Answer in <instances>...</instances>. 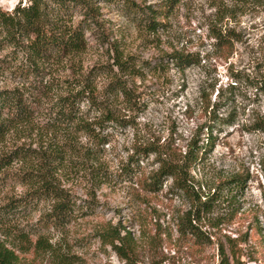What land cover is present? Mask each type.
I'll use <instances>...</instances> for the list:
<instances>
[{"label":"rangeland","instance_id":"1","mask_svg":"<svg viewBox=\"0 0 264 264\" xmlns=\"http://www.w3.org/2000/svg\"><path fill=\"white\" fill-rule=\"evenodd\" d=\"M28 1L0 0V6L11 11ZM136 1L156 23L132 18L112 2H100L104 29L87 32V49L75 58L74 75L80 77L94 65L113 64L118 48L123 60L134 66L126 72L115 66L127 80L134 101L111 91L110 74L94 78L96 107L102 108L91 110L85 102L82 109L90 110L87 116L93 118L110 105L118 120L103 131L108 142L98 158L85 157L91 146L86 136L69 134L75 137L81 156L64 162L60 177L82 207L63 229L45 230L46 237L58 252L70 256L72 264H125L99 237L110 223L122 225L124 234L133 233L138 264H223L226 260L264 264V130L258 128L264 92L246 79L236 83L232 78L264 75V0H180L169 8L163 4L168 0ZM219 22L238 33L229 55L211 36V27ZM177 54L196 62L179 65ZM62 66L66 68L62 75L73 74L72 62ZM229 83L238 88L228 96L231 99L222 100L217 115L232 122L213 124V104L206 99L210 95L214 103L217 89ZM39 107L34 120L14 130L0 149L66 141L64 129L47 131L46 105ZM210 135L214 144L191 169L196 187L205 192L203 201L211 200L198 220L204 234L198 240L178 231V217L190 206L182 192L172 190V180L158 192L142 189L139 181L159 168V151H186L196 142L207 144ZM149 143L158 152L136 165L131 157ZM23 165L19 162L12 169ZM129 166L133 171L125 170ZM237 177L243 186L232 182ZM28 189L15 183L0 189V205ZM48 205L45 201L35 210L16 213L7 226L0 227V241L19 254L17 264H53L54 256L34 245L38 218Z\"/></svg>","mask_w":264,"mask_h":264},{"label":"trees","instance_id":"2","mask_svg":"<svg viewBox=\"0 0 264 264\" xmlns=\"http://www.w3.org/2000/svg\"><path fill=\"white\" fill-rule=\"evenodd\" d=\"M179 1L168 0L163 4L169 8L174 7ZM100 2L117 4L132 18L157 22L156 19L147 16L145 8L136 0H30L24 5L19 2L11 11L0 6V82L13 83V86L0 85V145L5 144L8 136L13 134L14 130H18L20 125L34 120L40 104L46 105L44 109L47 112L45 117L47 131L53 132L60 128L66 131L67 136L66 141L61 144L59 141L55 144L40 142L37 147H33L21 143L0 149V189L13 183L29 187L25 193L11 196L5 204L0 205V227L7 226L6 221L16 213L35 210L42 202L49 201L50 205L38 218L35 230L38 236L34 245L38 249L50 252L55 259L53 264L72 262L69 255L56 250L44 231L63 229L74 220L79 208L82 207L73 193L63 187L60 177L63 163L73 156H81L75 137L73 140L69 134L86 136L91 146L87 148L85 157L93 155L94 158H98L103 152L104 144L108 142V137L103 131L107 129L108 124L118 120L110 105L104 107L105 112L93 118L87 116L90 110L85 112L82 109L85 102L91 104V110L102 108L96 107L94 78L100 74H110L111 91L121 93L131 102L134 101L127 80L118 75L115 68L117 66L121 72H126L133 70L134 66L129 60H123L118 48L113 64L94 65L84 76L74 75L75 58L87 49V32L104 29ZM219 24L211 27V36L229 55L239 40L238 33L232 27ZM176 59L182 66L196 62L194 58L184 54H177ZM65 61L72 62L73 68L69 69L73 70V74H61L66 70L62 66ZM232 78L236 83L246 79L250 85L264 92V75L259 78L235 74ZM236 83H229L225 88L217 89L214 103L210 95L207 97L208 105L213 104V124L232 122L219 117L217 110L223 99L224 101L231 99L228 96L235 93L238 88ZM258 128L264 130V115ZM214 141L215 138L210 135L207 144L200 145L196 142L186 151L181 149L159 151L156 156L160 163L159 168L150 175L143 176L139 181L142 189L158 192L165 181L172 180V190L182 192L188 198L190 206L184 216L178 217V231L183 236L196 237L198 240L204 237L198 220L201 219V212L205 213L209 209L211 200L209 198L203 201L205 192L202 186L196 187L191 169L202 161L203 152L209 151ZM141 148L131 157L136 165L150 154L158 152L151 143ZM19 162L24 165L12 169ZM82 163L83 166L87 164L86 161ZM125 170L133 171V168L129 166ZM232 182L244 185L240 177L233 178ZM89 206L91 207L88 204ZM99 237L104 244L112 246L125 264H138L135 239L131 231L126 230L124 234L122 225L110 223L105 230L99 232ZM18 261L19 254L16 248L0 241V264H17ZM223 264H229V261L226 260Z\"/></svg>","mask_w":264,"mask_h":264}]
</instances>
